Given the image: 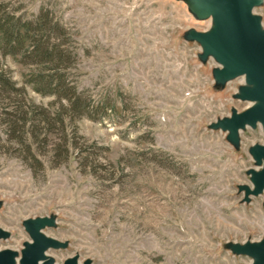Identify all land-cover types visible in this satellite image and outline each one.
I'll use <instances>...</instances> for the list:
<instances>
[{
	"label": "rangeland",
	"instance_id": "obj_1",
	"mask_svg": "<svg viewBox=\"0 0 264 264\" xmlns=\"http://www.w3.org/2000/svg\"><path fill=\"white\" fill-rule=\"evenodd\" d=\"M5 1L26 18L45 7L59 21L76 54L66 76L93 109L67 112L63 127L39 123L49 139L31 145L37 165L10 138L8 116L31 102L48 108L53 97L24 83L31 65L0 54L19 89L0 88V227L11 233L0 249L28 239L23 219L53 214L56 225L43 232L67 241L47 251L59 264L73 254L92 264H250L225 244L264 238V196L241 202L236 188L248 182L247 148L261 129L241 131L234 149L208 127L245 107L233 98L242 82L216 88L214 65L183 38L210 20L182 0ZM255 12L264 27V2Z\"/></svg>",
	"mask_w": 264,
	"mask_h": 264
},
{
	"label": "water",
	"instance_id": "obj_2",
	"mask_svg": "<svg viewBox=\"0 0 264 264\" xmlns=\"http://www.w3.org/2000/svg\"><path fill=\"white\" fill-rule=\"evenodd\" d=\"M182 1L195 19L210 20L207 29L188 28L183 38L199 45L198 59L202 63L209 58L216 63L211 70L214 86L222 88L231 80L243 79L233 98L249 105L242 110L231 107L228 116L216 118L208 126L211 130L225 132L226 141L238 149L244 129L260 127L264 135V27L261 16L255 12L264 0ZM247 153L253 161V166L245 171L248 182L236 188L242 194L241 202L249 203L252 197L264 196V144H251ZM55 225L53 214L23 219L28 239L22 242L19 250L0 249V264H59L47 251L66 248L68 243L43 232ZM10 237V231L0 227V240ZM225 246L234 255L250 258V264H264V238L226 242ZM61 264H92V261L85 258L80 262L79 255L73 254Z\"/></svg>",
	"mask_w": 264,
	"mask_h": 264
},
{
	"label": "trees",
	"instance_id": "obj_3",
	"mask_svg": "<svg viewBox=\"0 0 264 264\" xmlns=\"http://www.w3.org/2000/svg\"><path fill=\"white\" fill-rule=\"evenodd\" d=\"M61 34H64L62 25L47 8L40 7L35 16L26 18L11 9L5 0H0V54L31 65L24 83L42 96L53 97L48 108L31 102L28 109L18 111L15 119L8 116L10 138L27 148L29 159L37 165L40 163L31 152V145L49 139L46 132L39 133V123H43V127H50L58 122L63 127L67 112L74 116L91 117L90 110L93 109V104L82 98L75 84L66 76L65 69L74 63L76 54L64 45ZM14 85L7 71L0 69V88L9 93L19 90ZM20 89L23 91L24 88ZM38 109H41L40 113ZM4 114L12 115L9 112ZM33 119L38 124H34ZM26 125H33L34 129L29 130Z\"/></svg>",
	"mask_w": 264,
	"mask_h": 264
},
{
	"label": "built area",
	"instance_id": "obj_4",
	"mask_svg": "<svg viewBox=\"0 0 264 264\" xmlns=\"http://www.w3.org/2000/svg\"><path fill=\"white\" fill-rule=\"evenodd\" d=\"M186 41V40H185ZM191 42V41H190ZM196 43V42H195ZM198 47H199V45H198ZM199 49H200V47H199ZM197 57H198V54H197ZM200 61V60H199ZM208 61H211L212 62V64L214 65L213 67H215L216 66V63L211 59V58H209L206 62H208ZM201 62V61H200ZM205 62V63H206ZM202 63V62H201ZM238 81H240V82H242L243 83V79L242 78H240V79H237ZM241 83V84H242ZM240 101V100H239ZM242 102V101H241ZM243 103H245V107L244 108H246L248 105H249V103H247V102H243ZM243 108V109H244ZM238 110V109H237ZM240 110H242V109H240ZM230 114V112L229 113H227V114H225V115H222L221 117H223V116H228ZM259 135H260V143H262V144H264V135L262 134V132L260 131L259 132Z\"/></svg>",
	"mask_w": 264,
	"mask_h": 264
}]
</instances>
